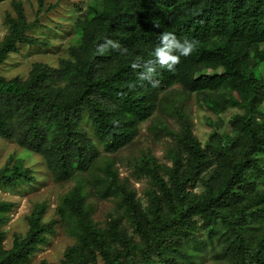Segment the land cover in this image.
Segmentation results:
<instances>
[{
  "label": "trees",
  "instance_id": "16d2710c",
  "mask_svg": "<svg viewBox=\"0 0 264 264\" xmlns=\"http://www.w3.org/2000/svg\"><path fill=\"white\" fill-rule=\"evenodd\" d=\"M12 7L0 65L18 44L39 42L29 33L37 21L20 1ZM74 30L57 66L34 62L24 78L0 75V138L39 154L55 181H75L56 217L45 221L46 204H35L9 247L1 225L12 202L0 199V264L28 263L57 223L73 238L59 264H197L206 255L215 264H264V0H95ZM163 31L195 46L172 70L155 66L151 83L139 73ZM105 38L120 48L97 51ZM175 85L215 115L238 109L226 123L209 122L202 142L176 108L180 130H166L170 163L140 159L137 175L149 182L142 204L110 162L94 172L100 151L92 137L106 153L127 146ZM32 180L22 158L0 167L1 186ZM90 195L118 197L122 213L97 223Z\"/></svg>",
  "mask_w": 264,
  "mask_h": 264
},
{
  "label": "rangeland",
  "instance_id": "374dc122",
  "mask_svg": "<svg viewBox=\"0 0 264 264\" xmlns=\"http://www.w3.org/2000/svg\"><path fill=\"white\" fill-rule=\"evenodd\" d=\"M12 1L0 0V39L6 31L4 22L7 13L15 14ZM22 3L28 21H37L29 33L39 41L35 44H18L4 63L0 65V75L11 78L27 76L34 62H44L57 66L60 57L67 55V46L75 38L74 21L85 16L91 2L95 0H43V6L38 9V0H18ZM52 5V6H50ZM39 10V11H38ZM165 100L159 104L154 113L142 122L134 140L127 146L113 153H106L101 145L93 138L100 151L98 167L94 172L101 173L103 164L107 161L117 169L119 177L125 179L129 188L135 192V197L146 203V192L149 182L144 176L137 175L142 155H152L159 162L167 161L166 152L173 143L170 133L180 130L179 119L175 109H181L191 121L193 133L204 142L214 128L209 122L226 123L238 108H228L224 113L215 115L208 111L195 94L183 92L178 85L161 94ZM238 107V106H237ZM82 124L93 136L92 128L86 118ZM228 128V127H227ZM17 158L23 159L24 166L31 168L34 180L19 184L15 188L0 185V199L11 201L12 207L7 219L1 225L5 232L4 245H11L14 233H24L27 229V220L30 210L35 204L45 203L44 220L56 217V207L61 197L74 185V180L55 181L39 154L27 151L13 140L0 138V167L8 161ZM136 169V170H135ZM83 178H90V174L83 173ZM92 207V218L103 225L108 215L122 213L118 197L98 198L88 196ZM73 242V238L65 232L62 225L57 223L54 231L47 234V240L31 256L26 264H36L45 259L52 264H59L65 247ZM197 264H215V261L206 255Z\"/></svg>",
  "mask_w": 264,
  "mask_h": 264
},
{
  "label": "clouds",
  "instance_id": "9594fccd",
  "mask_svg": "<svg viewBox=\"0 0 264 264\" xmlns=\"http://www.w3.org/2000/svg\"><path fill=\"white\" fill-rule=\"evenodd\" d=\"M104 44L97 46V51L104 52L108 49V45H111L112 49L120 48L118 42L105 38ZM195 46V41L177 38L176 34L170 31H163L158 38L157 45L153 48L151 53V59L143 61V71L139 73L142 80H147L151 83H155L152 77L155 74L156 67H166L169 70L173 69V66L179 62L180 56H187L191 53ZM132 67L140 68L141 61L139 58L133 62Z\"/></svg>",
  "mask_w": 264,
  "mask_h": 264
}]
</instances>
